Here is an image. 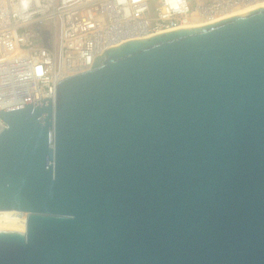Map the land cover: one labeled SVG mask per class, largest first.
Wrapping results in <instances>:
<instances>
[{
    "label": "water",
    "instance_id": "1",
    "mask_svg": "<svg viewBox=\"0 0 264 264\" xmlns=\"http://www.w3.org/2000/svg\"><path fill=\"white\" fill-rule=\"evenodd\" d=\"M29 91L0 109V210L27 213L0 264H264V3Z\"/></svg>",
    "mask_w": 264,
    "mask_h": 264
},
{
    "label": "built area",
    "instance_id": "2",
    "mask_svg": "<svg viewBox=\"0 0 264 264\" xmlns=\"http://www.w3.org/2000/svg\"><path fill=\"white\" fill-rule=\"evenodd\" d=\"M264 0H0V109L51 97L110 47L202 25ZM0 122V131L2 129Z\"/></svg>",
    "mask_w": 264,
    "mask_h": 264
},
{
    "label": "bare ground",
    "instance_id": "3",
    "mask_svg": "<svg viewBox=\"0 0 264 264\" xmlns=\"http://www.w3.org/2000/svg\"><path fill=\"white\" fill-rule=\"evenodd\" d=\"M253 8V7H252ZM52 140V135L50 136ZM24 216L22 217V215ZM27 213L17 210H0V228L25 230Z\"/></svg>",
    "mask_w": 264,
    "mask_h": 264
},
{
    "label": "rangeland",
    "instance_id": "4",
    "mask_svg": "<svg viewBox=\"0 0 264 264\" xmlns=\"http://www.w3.org/2000/svg\"><path fill=\"white\" fill-rule=\"evenodd\" d=\"M24 213V212H23ZM24 216V214L22 215V217Z\"/></svg>",
    "mask_w": 264,
    "mask_h": 264
}]
</instances>
